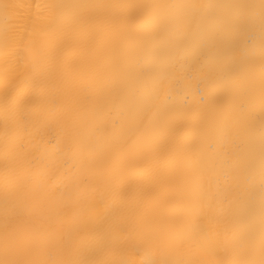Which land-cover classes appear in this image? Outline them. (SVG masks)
<instances>
[{"label":"bare ground","instance_id":"obj_1","mask_svg":"<svg viewBox=\"0 0 264 264\" xmlns=\"http://www.w3.org/2000/svg\"><path fill=\"white\" fill-rule=\"evenodd\" d=\"M0 264H264V0H0Z\"/></svg>","mask_w":264,"mask_h":264}]
</instances>
